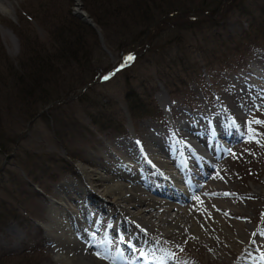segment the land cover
Returning <instances> with one entry per match:
<instances>
[{
    "label": "rangeland",
    "instance_id": "obj_1",
    "mask_svg": "<svg viewBox=\"0 0 264 264\" xmlns=\"http://www.w3.org/2000/svg\"><path fill=\"white\" fill-rule=\"evenodd\" d=\"M215 1L157 0L159 6L153 3L150 10L155 11L154 16L164 17L163 22L150 31L146 27L144 35L143 27L131 17L139 14L131 0L0 1V143L11 147L8 152L0 150V217L7 215L5 223L0 222V264H57L53 250L56 242L52 243L47 231L53 204L62 201L58 187L67 181L80 182L81 171L99 172L106 176L103 179L112 177L98 163L114 164L122 150L119 141L138 142L140 158L155 133L166 141H162L164 144L174 141V149L182 146L188 141L182 123L192 128L191 137L196 141L201 137L219 153V158L212 160L216 166L211 175H215L214 186L220 191L212 196L229 204L223 206L224 210L198 209V222L209 233L208 239L191 232L182 234L181 230L171 234L150 228L156 240L150 257L157 263L167 257L176 264H264L252 242L255 228H264V125L251 124L255 133L248 125L253 120L264 121V34L259 23L264 14H248L252 22L257 20L250 27L249 19L238 14L211 28V23L197 30L181 27L193 16L198 17L193 9L203 5L208 11ZM220 1L222 7L225 0ZM263 2L245 0V5L254 13ZM126 22L131 23L129 31L123 28ZM138 32L141 35L135 36ZM183 32L186 41L178 47L189 62L176 64L179 53L173 43V49L160 50L156 56L144 53L128 69L126 58L133 44L144 40L154 46ZM17 33L25 35L28 48ZM133 36L139 40L134 41ZM125 41L129 44L121 54L117 47ZM31 48H36L34 54ZM88 50L92 51L90 63L84 56L79 67L64 69L72 52ZM36 56L46 59L43 62L58 68L61 74L41 71L33 106L27 98L21 100L15 94L18 76L27 70L33 72L36 64L32 58ZM241 62L245 67L239 66ZM122 64L126 71L118 72ZM101 71L100 76H105L96 78ZM87 87L86 101L76 97L42 105L48 97L73 95ZM132 90L142 99L150 93L144 107L151 109L154 117L147 114L131 118L125 93ZM94 114L123 125L119 131H103L91 123ZM232 124L240 126V134L233 137L229 135ZM218 125L224 127L226 137L217 136L212 142V130L219 131ZM103 184L94 189L103 194L105 202L112 203L117 197L107 196L104 186L109 182ZM193 192L194 197L206 202L200 190ZM76 197L85 200L87 194L81 192ZM88 201L91 203L92 197ZM83 204L86 209L93 207ZM75 208L80 211V207ZM168 247L184 250L191 259L185 261L183 254H172Z\"/></svg>",
    "mask_w": 264,
    "mask_h": 264
},
{
    "label": "bare ground",
    "instance_id": "obj_2",
    "mask_svg": "<svg viewBox=\"0 0 264 264\" xmlns=\"http://www.w3.org/2000/svg\"><path fill=\"white\" fill-rule=\"evenodd\" d=\"M89 87L61 101L80 98L81 94L89 91ZM217 127L218 134L226 135L223 126ZM181 129L193 133L192 128L184 123L181 124ZM231 130L232 133L240 134L236 127ZM162 141L165 142L158 133L150 136L149 149L142 158L138 142L119 141L122 150L116 156L114 164L104 166L98 163L102 171L112 177L103 179L106 176L99 172L81 171L83 176L80 182L67 181L58 187L57 194L62 201L59 205L53 204L55 209L50 211L51 225L47 231L52 243L56 242L53 250L57 264H176L167 257L159 263L150 257V251L156 245L150 228L171 234L181 230L182 234L191 232L202 238L210 236L205 228L200 227L198 209L202 206L211 210L223 209L225 204H229L220 197L212 196L220 191L219 186H214L215 175H211L216 164L204 152L206 150L213 154L212 147L203 139L199 143L198 140H189L195 146H205V150L198 147L203 153L199 154L186 141L176 149L175 142L169 141L168 145ZM192 161L197 165L195 169L187 167ZM134 163H138L139 167ZM92 174L97 177L94 179ZM103 182H109V186H104L106 195L117 197L112 203L105 202L103 194L94 189V186H103ZM193 190H200L206 202L197 200ZM72 192L87 194V199L92 197V202L97 201V204L92 205L87 199H79L76 194L70 195ZM83 203L93 207L86 209ZM75 207H80V211L77 212ZM260 229L255 228L252 232V242L262 257L264 228ZM93 237L96 239L94 243L84 244L85 240ZM261 261L264 263V260Z\"/></svg>",
    "mask_w": 264,
    "mask_h": 264
},
{
    "label": "trees",
    "instance_id": "obj_3",
    "mask_svg": "<svg viewBox=\"0 0 264 264\" xmlns=\"http://www.w3.org/2000/svg\"><path fill=\"white\" fill-rule=\"evenodd\" d=\"M158 1H160V0H158ZM219 1L220 0H216L214 2V5L212 6V9H209L208 11H206V9L203 7V5L200 6L199 8L196 7L195 9H193L192 11H194L198 17L195 18V16H193L192 19H188L189 22H186V26H184L182 24L181 27L185 30H197L200 27H202V25L211 23L210 24V28H211L213 26V24L215 25V24H218L220 22H224V21L228 20L229 18H232L233 14H235V15L238 14L241 17H247L249 19L248 25L250 27L253 24L257 23V20L255 19V21L252 22V17H250L248 14H250V13H252L253 15L255 13L258 14L259 11L262 12V14H264V12H263L264 9L262 6L264 4V2L253 13L251 11V7H248L245 5V0H225V3H224V5H222V7H221V1L220 2ZM131 2H132V4L137 6V8L139 10V14H137V17L132 16V15H131V17L134 18V21L139 23V26L143 27L141 29V30L144 29L142 31L143 35L145 33L146 27H148L147 30H149V31L158 28V25L164 19V17L161 18L162 16L161 17L154 16L155 11L153 12L152 10H150L151 4H153V3L158 4L157 0H131ZM156 6H159V4ZM55 7H57V6H55ZM259 8H260V10H258ZM156 10L158 11L159 9H156ZM167 10H171V9H167ZM52 12H54V11H52ZM129 12L132 13L130 8H129ZM184 13H187V12H184ZM208 13H209V15H207ZM98 23L102 24V22H98ZM259 23L263 24L261 29H260V32L264 34V19L262 18L261 21H259ZM130 24H131L130 22H126L123 25V28L126 29L127 31H129V25ZM133 30H131V32H133ZM245 30L246 29H244L242 31V33H241L242 35H245ZM135 31H137V29ZM140 33L138 32L137 34H135V36L141 35ZM17 36H18L20 42H21V39H22V43L26 42V40L24 38L25 35L17 33ZM77 36H79V35H77ZM135 36H133V40L134 41L139 40ZM226 36H228V33L226 34ZM229 36L230 37L228 39L230 41H232L233 36L230 35V33H229ZM185 37H187V36L183 32L182 34L179 33V35L175 39H173V38L168 39V40L164 41V43L155 42L154 46L151 44V42H149L147 44V42H144V40H141V42H139L138 44H136V43L133 44L132 50L129 51V56L134 57V59H132L131 61L128 62L130 64L126 63L128 66V69H131L132 68L131 66L135 63L136 59L139 56H142L144 53L146 54L148 52H153L154 56H156L157 52H159L160 50L165 51L167 49H173V47L170 46L173 43H176L174 48H176L177 52L179 53V56L177 58H175V59H177L176 64L177 63L183 64L184 60L189 62V58L187 56L182 57L183 55H181L182 53H180V50H179L180 47H178L180 44L183 45L185 43V41H186ZM76 41L78 42V44L82 43L78 37L76 38ZM74 42H75V39H74ZM206 42H208V40ZM128 44L129 43H127V41L119 44L117 49L120 50L121 54H123L126 51ZM24 45H25V43H24ZM81 46H82V44H81ZM26 48H28V47L26 46ZM140 48H141V51H140ZM157 49H158V51H157ZM35 50H36V48H31L32 54L35 53L34 52ZM72 50H74V49H72ZM91 53H92V51H89V50L82 52L81 54L78 52H72L70 55H72L73 59L69 55V58H67L68 61L66 60V62H65L66 65H65L64 69L79 67L80 64L82 65V63H80V62L82 61V58H84V56H85V60H89L87 62V64L90 63L91 62L90 61L91 60V58H90ZM32 61L36 64V66H32L33 72H31L29 74L28 70H27L25 73L20 74L18 76L17 81H19V82H18V85L16 84L15 96L17 98H20L21 100H22V98H27L29 100L28 104L35 106V104L37 103V95H35V94L38 93V91H39V84L38 83L40 81L38 78H39L41 71L42 70H45V72L49 71L52 74H58V73L61 74V72L59 71L58 68L54 67L53 65H48V64L46 65L43 62V61H46V59H44L43 57L42 58H40L38 56L33 57ZM132 61H133V64H132ZM172 62L175 64V61L172 60ZM239 66L244 67V62L239 63ZM29 67H30V65H29ZM167 67L171 68L170 66H167ZM11 69H13V68L11 67ZM117 71L118 72L126 71L124 64H122L117 69ZM102 73H103L102 71L100 73H98V76H96V78H99ZM40 76H42V74ZM76 90H77V88H76ZM47 93L49 94V90L47 91ZM69 95H70L69 93H66V94H63L61 97H58V98L48 97L47 100L42 103V105L44 106L45 104H47L51 100L52 101L56 100V102L58 103L60 100L64 99L65 97H67ZM149 96H150V93H148L144 99H142L140 97H139L140 98L139 99V98H137V94L135 93L134 90L125 93V99L127 101V104L129 105L130 109L129 108L128 109L130 111V115H131L132 119L135 118V116H137V115L150 114V117L155 116V114L153 113V111L151 109L144 107V106H147L146 104H144V102H146V98ZM88 99H89L88 98V91L84 92L83 94L80 95L81 101H86ZM34 113H36V111ZM0 117H1V114H0ZM103 118H105V117H103ZM90 120H91V123L93 125H95V126L97 125L103 131H109L110 129L117 131V130H120L121 126L123 125L120 121L114 122L112 119H111V121L102 120L100 117H97L95 114L91 115ZM9 149H11V147H8V145H6L5 143H4V145H2L0 143V150L1 151L8 152ZM5 218H7L6 214H4L3 216L0 217V222L5 223V220H4Z\"/></svg>",
    "mask_w": 264,
    "mask_h": 264
},
{
    "label": "snow or ice",
    "instance_id": "obj_4",
    "mask_svg": "<svg viewBox=\"0 0 264 264\" xmlns=\"http://www.w3.org/2000/svg\"><path fill=\"white\" fill-rule=\"evenodd\" d=\"M132 59H134V57H132V56H128V57L126 58L127 61H131ZM104 78H105V79H108L107 76L104 77ZM253 123L264 125V121H262V120H253V121L248 122V125H249V131L252 132V133H255V129H252V128H251V124H253ZM225 195H228V194L226 193ZM196 199L198 200L199 198L196 197ZM254 235H255V234H254ZM101 258H103V257H101ZM261 259L264 260V256H262Z\"/></svg>",
    "mask_w": 264,
    "mask_h": 264
}]
</instances>
